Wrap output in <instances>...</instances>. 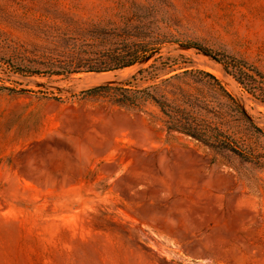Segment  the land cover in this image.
Returning a JSON list of instances; mask_svg holds the SVG:
<instances>
[{"label": "rangeland", "instance_id": "1", "mask_svg": "<svg viewBox=\"0 0 264 264\" xmlns=\"http://www.w3.org/2000/svg\"><path fill=\"white\" fill-rule=\"evenodd\" d=\"M219 57L264 74V0H0V264H264V101Z\"/></svg>", "mask_w": 264, "mask_h": 264}, {"label": "trees", "instance_id": "2", "mask_svg": "<svg viewBox=\"0 0 264 264\" xmlns=\"http://www.w3.org/2000/svg\"><path fill=\"white\" fill-rule=\"evenodd\" d=\"M203 49V48H202ZM144 50L143 42L138 43V47L136 51L134 52L133 59H127L125 55H119L115 59L116 63L113 65L114 67H125L134 64L135 62L142 59V56L140 53ZM206 52H209L206 49H203ZM218 60L222 61L225 65V68L227 71L231 74H233L236 79L253 95H256L258 98H260L262 101H264V74L249 65L247 62H244L242 60L232 58L231 61H225L222 58H218ZM63 70L55 71L56 73L60 72H73L75 71L72 69V67L64 66L62 67ZM104 67L101 65H89L86 70L88 71H101L105 70ZM127 97L123 99L126 102ZM158 105L160 106L161 110L169 116L170 121L172 124L169 126L171 129L180 130L183 132H187L188 134H191L193 136H197L195 129H193L192 124L189 123L188 125H184L181 119V116L177 114H173L175 111L173 107H171L168 103H165V101H157L154 97H152ZM188 126V127H186Z\"/></svg>", "mask_w": 264, "mask_h": 264}, {"label": "bare ground", "instance_id": "3", "mask_svg": "<svg viewBox=\"0 0 264 264\" xmlns=\"http://www.w3.org/2000/svg\"><path fill=\"white\" fill-rule=\"evenodd\" d=\"M113 74V73H112ZM112 74L110 73H106V74H98V75H95V76H99L100 78H109L112 76ZM97 79V78H96ZM99 79V78H98ZM108 80V79H107ZM104 81V80H103ZM103 83H106V82H103Z\"/></svg>", "mask_w": 264, "mask_h": 264}]
</instances>
